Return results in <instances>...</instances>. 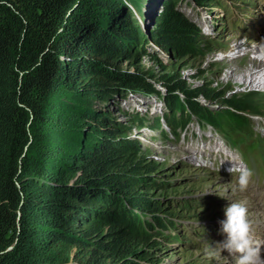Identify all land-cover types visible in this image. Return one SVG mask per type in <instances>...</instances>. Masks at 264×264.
<instances>
[{
	"label": "trees",
	"instance_id": "16d2710c",
	"mask_svg": "<svg viewBox=\"0 0 264 264\" xmlns=\"http://www.w3.org/2000/svg\"><path fill=\"white\" fill-rule=\"evenodd\" d=\"M128 1L140 8L136 0ZM180 2L164 0L147 35L122 0H0V264H75L70 262L73 252L76 264H106L108 259L129 264L130 255L150 259L162 242L198 245L179 231L182 218L146 213L158 211L161 202L136 192L145 181L135 176L141 167L138 142L126 137L118 142L115 138L121 135L100 125L94 129L97 141L84 129L99 117L86 108L99 91L107 96L128 97V90L158 96L165 110L150 126L166 123L175 139L188 131L194 118L231 129L247 120L237 111L259 112L251 106L255 93L239 102L223 98L225 91L209 84L187 87L175 69L161 81L149 69L115 67L145 52L149 37L180 58L202 53L200 41L219 46L218 40L202 34ZM192 2L201 7L219 4ZM151 79L161 81L166 92ZM201 96L228 107L215 109L200 101ZM224 111L230 116H223ZM125 114L145 126L139 112ZM162 132L168 136L166 129ZM189 200L172 203L188 207L204 202ZM98 212L109 227L106 233L100 224L94 231L76 228L82 216ZM201 228H192L193 233L206 238Z\"/></svg>",
	"mask_w": 264,
	"mask_h": 264
},
{
	"label": "rangeland",
	"instance_id": "374dc122",
	"mask_svg": "<svg viewBox=\"0 0 264 264\" xmlns=\"http://www.w3.org/2000/svg\"><path fill=\"white\" fill-rule=\"evenodd\" d=\"M93 1L96 2V0ZM136 1L140 4V8L128 0H122L124 5L133 11L144 32L150 35L155 27V17L161 12L164 0ZM218 1L217 5L201 7L195 5L192 0H181L179 7L201 26L205 35L223 40L226 43L225 46L217 47L212 44L207 46L200 41L197 45L203 50L202 53L185 55L180 58L178 54L167 53L149 37V42L144 46L145 52L131 60H122L115 67L130 72L141 68L149 69L161 81L163 74L175 69L174 72L179 73L187 87L195 89L209 84L220 91H225L223 98L235 99L239 102L240 100L245 101V94L255 93L252 99L256 104L251 106L259 111V119L250 120L245 112L248 117L241 125H236L230 130L225 126L226 124H223L219 127L223 133L216 129L212 136H210L211 128L206 127L200 130L197 124H192L189 131L183 133L181 139L176 140L168 129V136H165L160 127H149L154 124L156 116L165 110L164 102L156 95L146 96L139 91L132 94L135 91L128 90L125 91L129 92L128 97L121 96L127 93L107 96L99 91V96H95L90 103L86 104L88 112L93 110L99 115V117L96 116L97 120L90 119L85 125V132L89 136H93L98 141V136L94 133L96 126L100 125L104 129H112L117 132V135H121L122 137L115 138L118 142L126 137L136 140L140 145L136 151L140 158L137 164L141 167L137 168L135 176L142 177L145 181L141 180L142 183H138L136 192L138 195L152 198L155 204L161 202L158 211L146 213L150 217L174 215L173 218H182L179 231L189 234L195 241L201 240L193 236L191 229L193 225L191 224H204L208 229H219L218 222L225 218L224 208L230 202L242 203L247 208L248 218L259 223L258 228L264 231V186L258 185L255 181L249 188L239 190L238 178L226 176L224 173L219 174L216 167L221 158L215 153L212 154L217 148L215 147L217 142L221 145L219 140L223 138L224 143L229 142L235 145L242 157L251 162L252 166L264 175V76L261 73V68H264V0ZM145 15H149L148 19ZM80 30L78 29L73 34L74 38ZM151 80L157 88L166 92L161 81ZM93 88L94 86H90L88 89ZM91 93L94 94L95 91ZM200 101L204 102L206 99L201 96ZM222 105L219 102L213 106L219 108ZM126 112H139L145 116V126H138L136 122H132L125 116ZM249 112L253 111L249 110ZM222 115L230 116L227 111H224ZM101 131L104 133V130ZM107 134L109 133L103 135L108 136ZM99 135L102 136V134ZM79 175L81 171L77 172L71 183ZM184 199H200L204 202L188 207L183 206L181 202L172 203V201ZM95 208V210H101L100 206ZM91 212H94V209H91ZM214 213L221 215L214 219L197 220V217ZM98 214L99 212L89 218L82 216L83 219L77 220L76 228L80 230L89 226L93 231L99 228L106 233L109 227L102 221L104 218H100ZM97 224H100L98 228ZM78 236L79 234L76 235ZM215 239L217 242L220 241L216 235ZM188 244L191 250H186L185 244H181L180 241H173L171 244L162 242L159 249L156 248L151 252L150 259L137 254L130 255L128 261L129 264H233V257L224 255L218 249L214 251L212 248L208 249L206 241L201 248L195 247L192 243ZM85 248L84 246L82 250ZM70 262L78 263V260L74 258V252ZM122 263L119 260L108 259L106 261V264Z\"/></svg>",
	"mask_w": 264,
	"mask_h": 264
},
{
	"label": "clouds",
	"instance_id": "9594fccd",
	"mask_svg": "<svg viewBox=\"0 0 264 264\" xmlns=\"http://www.w3.org/2000/svg\"><path fill=\"white\" fill-rule=\"evenodd\" d=\"M232 175L238 173L237 187L243 191L248 186L251 172L232 165L227 169ZM224 219L218 223L219 234L224 237L216 246L233 257V264H264L259 243L253 238L252 224L247 208L242 203L230 202L224 208Z\"/></svg>",
	"mask_w": 264,
	"mask_h": 264
},
{
	"label": "bare ground",
	"instance_id": "6f19581e",
	"mask_svg": "<svg viewBox=\"0 0 264 264\" xmlns=\"http://www.w3.org/2000/svg\"><path fill=\"white\" fill-rule=\"evenodd\" d=\"M221 5V4H220ZM261 30V29H260ZM259 31V30H258ZM244 32V31H243ZM255 32V31H254ZM257 32V31H256ZM201 35V34H200ZM258 35V34H257ZM212 41V40H211ZM257 47V46H256ZM262 47V46H261ZM249 52V51H248ZM252 52H254V51H252ZM259 53V52H258ZM255 54L257 55V53L255 52ZM261 54V53H260ZM261 63H263V62H261ZM257 73V72H256ZM261 73L263 74V76H264V68H261ZM250 78H251V76H250ZM253 78H257V77H255V76H253ZM251 80V79H250ZM259 82H260V80H259ZM139 93H141V94H147V93H144V92H142V91H139ZM149 97V96H148ZM163 97V96H162ZM179 107V106H178ZM188 109V108H187ZM192 111V110H191ZM186 112V111H185ZM137 115V114H136ZM191 115V114H190ZM196 117V116H195ZM189 118V117H188ZM192 119V118H191ZM191 119H190V121H191ZM194 120V119H193ZM175 123H176V121H175ZM177 124V123H176ZM183 125V124H182ZM160 126V125H159ZM175 126V125H174ZM218 126V125H217ZM150 127V126H149ZM166 127V126H165ZM184 127V126H183ZM182 127V128H183ZM219 127V126H218ZM176 128V127H175ZM179 129V128H178ZM177 129V130H178ZM186 129V128H185ZM221 129V128H220ZM150 130V129H149ZM214 131V130H213ZM229 131V130H228ZM236 131V130H235ZM240 131V130H239ZM238 131V132H239ZM241 132V131H240ZM229 133V132H228ZM232 133V132H231ZM243 133H244V131H243ZM242 133V134H243ZM166 134V133H165ZM237 134V133H236ZM230 135V134H229ZM233 135V134H232ZM234 135H235V133H234ZM171 138V137H170ZM173 140V139H172ZM217 144H218V142H217ZM210 165H211V163H210ZM207 166V165H206ZM207 168V167H206ZM209 168V167H208ZM225 178V177H224ZM223 196V195H222ZM215 211V210H214ZM196 223V222H195ZM202 229V228H201ZM171 232V231H170ZM197 234V233H196ZM204 236V235H203ZM190 245V244H189Z\"/></svg>",
	"mask_w": 264,
	"mask_h": 264
}]
</instances>
